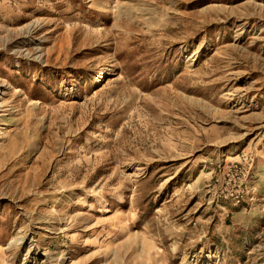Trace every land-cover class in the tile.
<instances>
[{
	"label": "rangeland",
	"instance_id": "rangeland-1",
	"mask_svg": "<svg viewBox=\"0 0 264 264\" xmlns=\"http://www.w3.org/2000/svg\"><path fill=\"white\" fill-rule=\"evenodd\" d=\"M0 84V264H264V0H0Z\"/></svg>",
	"mask_w": 264,
	"mask_h": 264
},
{
	"label": "bare ground",
	"instance_id": "bare-ground-1",
	"mask_svg": "<svg viewBox=\"0 0 264 264\" xmlns=\"http://www.w3.org/2000/svg\"><path fill=\"white\" fill-rule=\"evenodd\" d=\"M115 11V10H114ZM120 7L117 6L116 7V13H120ZM101 80V75H99L96 79V83H99ZM1 85V84H0ZM3 104H0V107H3ZM4 113H6L7 115H10L11 112L7 111V110H3L0 108V121H2L3 117H4ZM5 128H0V146L6 141V134H5ZM144 168H138V171H142Z\"/></svg>",
	"mask_w": 264,
	"mask_h": 264
}]
</instances>
